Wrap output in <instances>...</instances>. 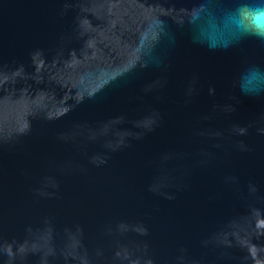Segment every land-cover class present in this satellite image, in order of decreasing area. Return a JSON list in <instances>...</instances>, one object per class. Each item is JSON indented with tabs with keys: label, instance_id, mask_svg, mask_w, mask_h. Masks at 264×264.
I'll use <instances>...</instances> for the list:
<instances>
[{
	"label": "water",
	"instance_id": "95a60500",
	"mask_svg": "<svg viewBox=\"0 0 264 264\" xmlns=\"http://www.w3.org/2000/svg\"><path fill=\"white\" fill-rule=\"evenodd\" d=\"M232 0H0V264H264V42Z\"/></svg>",
	"mask_w": 264,
	"mask_h": 264
},
{
	"label": "clouds",
	"instance_id": "9594fccd",
	"mask_svg": "<svg viewBox=\"0 0 264 264\" xmlns=\"http://www.w3.org/2000/svg\"><path fill=\"white\" fill-rule=\"evenodd\" d=\"M196 38L209 49H227L245 37L264 42V0H232L231 7H223L201 19ZM237 87L246 96L264 95V67L248 65L239 74Z\"/></svg>",
	"mask_w": 264,
	"mask_h": 264
}]
</instances>
